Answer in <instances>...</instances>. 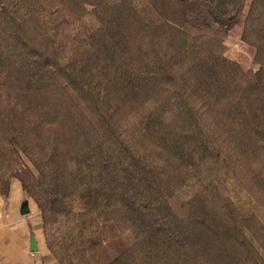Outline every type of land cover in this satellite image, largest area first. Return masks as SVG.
Wrapping results in <instances>:
<instances>
[{"label":"trees","instance_id":"1","mask_svg":"<svg viewBox=\"0 0 264 264\" xmlns=\"http://www.w3.org/2000/svg\"><path fill=\"white\" fill-rule=\"evenodd\" d=\"M14 180L57 264H264V0H0Z\"/></svg>","mask_w":264,"mask_h":264},{"label":"crops","instance_id":"2","mask_svg":"<svg viewBox=\"0 0 264 264\" xmlns=\"http://www.w3.org/2000/svg\"><path fill=\"white\" fill-rule=\"evenodd\" d=\"M25 202L29 213L22 214ZM0 264H57L46 245L39 209L32 199L25 201L17 180L7 198L0 194Z\"/></svg>","mask_w":264,"mask_h":264},{"label":"rangeland","instance_id":"3","mask_svg":"<svg viewBox=\"0 0 264 264\" xmlns=\"http://www.w3.org/2000/svg\"><path fill=\"white\" fill-rule=\"evenodd\" d=\"M229 46L228 55L232 59L240 61L246 68H256L253 63L251 52L249 47L236 37H229L227 40ZM236 200L238 203L245 208H254L255 204L249 200L245 195H237Z\"/></svg>","mask_w":264,"mask_h":264},{"label":"water","instance_id":"4","mask_svg":"<svg viewBox=\"0 0 264 264\" xmlns=\"http://www.w3.org/2000/svg\"><path fill=\"white\" fill-rule=\"evenodd\" d=\"M22 214H27V213H29V208H28V206H27V203L25 202L24 204H23V207H22ZM31 245H32V251H36L37 249H36V241H35V238L33 237V239H32V243H31Z\"/></svg>","mask_w":264,"mask_h":264}]
</instances>
